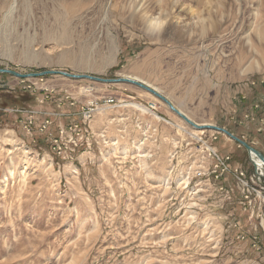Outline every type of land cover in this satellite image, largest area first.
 I'll return each mask as SVG.
<instances>
[{
  "label": "rangeland",
  "instance_id": "obj_1",
  "mask_svg": "<svg viewBox=\"0 0 264 264\" xmlns=\"http://www.w3.org/2000/svg\"><path fill=\"white\" fill-rule=\"evenodd\" d=\"M257 2L0 0V68L137 75L195 121L226 127L264 154V8L258 12ZM152 17L164 22L154 29ZM21 79L0 73V264H264V174L244 146L222 132L193 130L133 84ZM28 84L53 89L52 102L22 92ZM103 94L120 101L94 118L98 142L83 168L79 155L63 162L52 152L38 129L43 114L29 139L20 125L27 114L6 111L51 113L62 96L76 100L63 106L66 126L81 101ZM132 102L155 103L156 111L148 109L161 119L125 106ZM201 136L231 156L232 171L215 157L199 167Z\"/></svg>",
  "mask_w": 264,
  "mask_h": 264
},
{
  "label": "built area",
  "instance_id": "obj_2",
  "mask_svg": "<svg viewBox=\"0 0 264 264\" xmlns=\"http://www.w3.org/2000/svg\"><path fill=\"white\" fill-rule=\"evenodd\" d=\"M44 77V76H41ZM32 78H40V77H28L21 79V81H25V79H32ZM25 89V90H24ZM88 91H93L94 86H90L89 88H86ZM85 89V90H86ZM34 91L36 93H42L40 102H52L49 100L52 97L53 89L48 88H42L39 89L36 86H33L31 84L23 86L21 88V91L24 93L31 94L32 92L28 91ZM62 96L58 97L56 100L58 101V104L60 105L58 110H52L53 112L49 113L45 111H42V109H35L34 106H27L26 108L23 107H16V108H7L6 111L16 112L20 113L22 116L27 114L25 119L20 120L21 129L24 131L26 136L29 139H32L31 137L34 136L33 130L35 125L34 117L37 114H43V120L39 124L38 129L40 132L47 133L46 141L48 144H50L52 148V152L59 157L60 160L63 162H67L68 159L72 158L73 156L82 155L85 152V148H93L95 142L97 141V133L92 128L91 122L94 117H96L97 113L99 112L100 107H110V106H116L119 103V98H117L115 95H96L91 97L88 100L81 101V106L77 112H72L70 115H77L76 117H73L68 125L64 126L62 125L61 119L62 116L66 115V110L63 109V106L65 103L70 105H75L76 100H70V102H67L66 100H63L61 98ZM78 101V100H77ZM80 101V100H79ZM151 109L156 110L157 105L155 103L149 105ZM48 109V108H47ZM71 112V111H70ZM44 113L47 115L44 117ZM70 115H67L70 116ZM66 117V116H65ZM21 117H19L20 119ZM54 124H57V135H52L50 132V129H52V126ZM197 143H202V146H205L206 150H202L203 152V158L204 161L201 162L199 167L204 168L206 165V158L209 157H215L217 161V165L221 166L223 171H232L233 169L230 167L229 162L232 160L231 156L227 154L226 156H220L218 154V148L214 146L212 141L205 140L200 138ZM193 143V142H192ZM193 147V146H192ZM189 150V151H188ZM188 153L190 152L191 148L188 149ZM186 151V153H187ZM236 170L239 171L238 177H245V172L243 168L238 165L236 167Z\"/></svg>",
  "mask_w": 264,
  "mask_h": 264
},
{
  "label": "water",
  "instance_id": "obj_3",
  "mask_svg": "<svg viewBox=\"0 0 264 264\" xmlns=\"http://www.w3.org/2000/svg\"><path fill=\"white\" fill-rule=\"evenodd\" d=\"M0 73H8V74L14 75V76L19 77V78L41 77V76H47V75H63V76H67L70 78L89 79L92 81H102V82H107V83H129V84H133V85H135L139 88H142L143 90L151 93L156 98L160 99L162 102L167 104L171 108V110H173L176 114H178L181 118L184 119V121H186L190 125H193L194 127H198V128H210V129L216 130L218 132H222V133L226 134L227 136H229L230 138H232L233 140H235L236 142H238L239 144H241L242 146H244L246 148L247 152L249 153V156H251V154H255L257 157L262 159L264 162V154L260 150L256 149L251 144H249V142L238 137L237 135L232 133L230 130H228L226 127L219 126L216 124H199V123L195 122L189 116H187L185 113H183L179 108H177L176 105L166 95H164L159 90H156L153 87H151V86H149V85H147L141 81H138V80H135V79H132L129 77H125V76L116 77V78H105L102 76L89 74V73H73V72H69L66 70H56V69L43 70V71H39V72L22 73L20 71H17V70L11 69V68L3 67V68H0Z\"/></svg>",
  "mask_w": 264,
  "mask_h": 264
},
{
  "label": "bare ground",
  "instance_id": "obj_4",
  "mask_svg": "<svg viewBox=\"0 0 264 264\" xmlns=\"http://www.w3.org/2000/svg\"><path fill=\"white\" fill-rule=\"evenodd\" d=\"M258 2H257V7H258V12H259V9H261V8H264L263 6H264V0H257ZM15 8V5H12V7H11V11H13V9ZM191 11L192 12H194L195 10L191 7ZM197 18H200V16H198ZM162 19H161V17H152L151 18V20L148 22L149 24H150V26L152 27V28H156L157 26L159 27V26H161V24H162ZM164 22V21H163ZM164 24V23H163ZM148 27V26H147ZM255 28V27H254ZM256 28H258V26L256 27ZM255 28V29H256ZM254 29V30H255ZM151 30V29H150ZM157 30H158V28H157ZM154 31V30H153ZM153 31H151V32H153ZM156 31V30H155ZM154 31V32H155ZM255 32V31H254ZM125 77H129V78H132V79H135V80H138V81H141V82H143V83H145V84H147V85H149V86H151V87H153L154 89H156V90H159L157 87H154L153 86V84H151L150 82H148V81H145L144 79H142L141 77H139V76H137V75H130V74H125ZM119 84V83H118ZM160 92H161V90H159ZM154 96V95H153ZM160 100V99H159ZM165 104V103H164ZM176 105V104H175ZM125 106H132V107H134V108H136V109H138V110H140L141 112H144V113H150L151 111L148 109V107L150 108V106H148V107H146V106H144L142 103H138V102H132V103H129V104H126ZM166 106L171 110V108L166 104ZM176 107L177 108H179L183 113H185L187 116H189L190 118L192 117V116H190L189 115V113L187 114L184 110H182L181 109V107H179V106H177L176 105ZM104 108H107V107H100L99 108V112L102 110V109H104ZM151 109V108H150ZM152 111H156V110H153V109H151ZM173 111V110H172ZM174 112V111H173ZM175 113V112H174ZM98 114V113H97ZM151 114L155 117V118H157V119H161V116L159 115V114H156V112H151ZM176 114V113H175ZM178 115V114H177ZM179 116V115H178ZM180 117V116H179ZM95 118V117H94ZM94 118H93V120H94ZM181 118V117H180ZM193 118V117H192ZM191 118V119H192ZM183 121H184V119L183 118H181ZM93 120H92V122H93ZM192 120H194V119H192ZM195 121V120H194ZM92 122H91V126H92ZM186 122V121H185ZM195 122H197V121H195ZM187 123V122H186ZM197 123H199V124H214V123H208V122H197ZM189 124V123H188ZM190 125V124H189ZM192 128H193V130H195V131H197V132H203L204 131V129H210V128H198V127H194L193 125H190ZM92 128H93V126H92ZM94 129V128H93ZM95 130V129H94ZM212 131H213V129H211ZM216 130H214V132H215ZM98 136V135H97ZM201 138L202 139H205V140H209L208 138H204L203 136H201ZM199 139H200V137H199ZM93 148H85V152L86 151H88V150H92ZM142 155H144V154H142ZM147 154H145V156H146ZM77 156H73L71 159L73 160L74 158H76ZM210 158V157H209ZM250 159H251V161L253 162V164H254V166L256 167V169L258 170V171H260L259 173H260V175L261 174H264V162H263V160L262 159H260L259 157H257L255 154H251V156H250ZM75 169V168H74ZM13 171H14V169L13 168H11L10 169V172L11 173H13ZM24 172V171H23ZM74 172H76V169H75V171ZM24 174V173H23ZM263 225H264V221H263Z\"/></svg>",
  "mask_w": 264,
  "mask_h": 264
},
{
  "label": "crops",
  "instance_id": "obj_5",
  "mask_svg": "<svg viewBox=\"0 0 264 264\" xmlns=\"http://www.w3.org/2000/svg\"><path fill=\"white\" fill-rule=\"evenodd\" d=\"M70 111H71V109H70ZM75 111V110H74ZM74 111H72V112H74ZM75 113V112H74ZM66 118H68V117H66ZM95 153H92V152H88V151H86V152H84L82 155H79V157L77 158L78 160H79V163H80V165H82V168L84 167L83 165H85L86 164V162H87V160L85 161V162H83L82 161V159H83V157H93L92 155H94Z\"/></svg>",
  "mask_w": 264,
  "mask_h": 264
},
{
  "label": "trees",
  "instance_id": "obj_6",
  "mask_svg": "<svg viewBox=\"0 0 264 264\" xmlns=\"http://www.w3.org/2000/svg\"><path fill=\"white\" fill-rule=\"evenodd\" d=\"M28 95V94H27Z\"/></svg>",
  "mask_w": 264,
  "mask_h": 264
}]
</instances>
